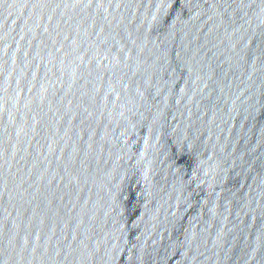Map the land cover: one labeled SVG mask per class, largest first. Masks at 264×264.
Masks as SVG:
<instances>
[{"label":"water","instance_id":"obj_1","mask_svg":"<svg viewBox=\"0 0 264 264\" xmlns=\"http://www.w3.org/2000/svg\"><path fill=\"white\" fill-rule=\"evenodd\" d=\"M0 264H264V0H0Z\"/></svg>","mask_w":264,"mask_h":264}]
</instances>
